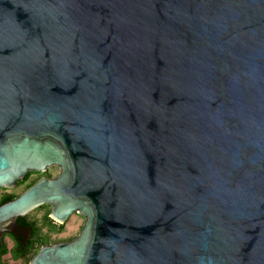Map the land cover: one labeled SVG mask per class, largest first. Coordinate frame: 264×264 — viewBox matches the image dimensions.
Instances as JSON below:
<instances>
[{
  "label": "water",
  "instance_id": "water-1",
  "mask_svg": "<svg viewBox=\"0 0 264 264\" xmlns=\"http://www.w3.org/2000/svg\"><path fill=\"white\" fill-rule=\"evenodd\" d=\"M0 244L29 264H264V0H0Z\"/></svg>",
  "mask_w": 264,
  "mask_h": 264
},
{
  "label": "flooded vegetation",
  "instance_id": "flooded-vegetation-1",
  "mask_svg": "<svg viewBox=\"0 0 264 264\" xmlns=\"http://www.w3.org/2000/svg\"><path fill=\"white\" fill-rule=\"evenodd\" d=\"M48 168H51V167H48ZM47 169L44 172L29 171L22 178L18 179L15 186H18L19 184H22L23 188H22V190L20 192L15 193V195H16L15 197H17L20 193H22L24 190H26L29 186L34 184L41 177L53 178L59 172V169H58L56 174H50L47 171ZM15 186H12V187H15ZM1 188H4V187H1ZM6 188H11V187H6ZM8 193H12V192L5 191V192H3L0 195V203H2L1 201H3L2 200V196L4 194H8ZM49 207H50V211H51V206H49ZM73 214H77V213H73ZM77 215H79V214H77ZM79 216L82 218V223L80 224L76 234H74L73 236H70L69 238H65V239H61V240H54V241H50L46 237L45 234H41V228L38 226V224L34 220L29 219L28 216H26L24 219H21V220H19L17 218V220H16L17 221V226L15 227V231L14 232H5L2 235L1 244H0V251L2 250V248H4V246L7 248V246H6V238H9L10 240H12L13 244L15 242H19L20 246L24 250L28 249V248L35 249V253L38 251V249L40 248V246L42 244H53V243H56V242L70 241V240H72L73 238H75L78 235V233L80 232V229H81V227H82V225L84 223V218L81 215H79ZM65 222H63V223L58 222V226L63 225ZM7 251H9V249ZM6 253H8V252H6ZM6 253H3L1 255V260L2 261H3L2 257ZM6 264H11V263H6Z\"/></svg>",
  "mask_w": 264,
  "mask_h": 264
},
{
  "label": "rangeland",
  "instance_id": "rangeland-1",
  "mask_svg": "<svg viewBox=\"0 0 264 264\" xmlns=\"http://www.w3.org/2000/svg\"><path fill=\"white\" fill-rule=\"evenodd\" d=\"M58 169L59 168L57 166H52L51 168H48L47 171L50 174H56ZM22 188H23L22 184H19L18 186L11 188H6V187L0 188V195L5 191L17 193L20 192ZM49 214H50V207L48 205H42L30 211L26 216H28L29 219L34 220L38 224V226L41 228V234H45L50 241L61 240L73 236L74 234H76L80 224L82 223V218L77 214H73L63 225L58 226V222L53 220L49 216ZM47 215L52 220L48 219ZM12 245H13L12 240L6 238L7 248L11 249ZM2 259L5 263H11V264L26 263L25 260L22 259L15 260L11 258L9 252L3 255Z\"/></svg>",
  "mask_w": 264,
  "mask_h": 264
},
{
  "label": "trees",
  "instance_id": "trees-1",
  "mask_svg": "<svg viewBox=\"0 0 264 264\" xmlns=\"http://www.w3.org/2000/svg\"><path fill=\"white\" fill-rule=\"evenodd\" d=\"M43 174V173H42ZM16 195L15 193H8V194H4L2 196V203L6 202L7 200H10L12 198H14ZM1 204V203H0ZM26 217V216H25ZM25 217H18L19 220L24 219ZM48 219L52 220L48 215H47ZM8 249L4 246V248H2V250L0 251V264H6L4 261L1 260V255L3 253L9 252L10 253V257L17 260V259H22L25 260L26 263L25 264H29L30 259L34 256L35 254V249L32 248H28V249H22V247L20 246L19 242H15L13 244V246L11 247V249H9V251H7Z\"/></svg>",
  "mask_w": 264,
  "mask_h": 264
}]
</instances>
